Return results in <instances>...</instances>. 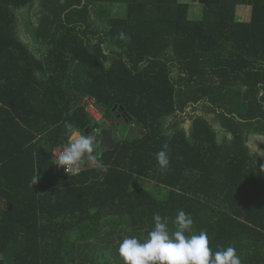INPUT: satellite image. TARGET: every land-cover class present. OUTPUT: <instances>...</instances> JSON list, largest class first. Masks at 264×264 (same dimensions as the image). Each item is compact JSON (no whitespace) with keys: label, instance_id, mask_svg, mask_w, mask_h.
<instances>
[{"label":"trees","instance_id":"obj_1","mask_svg":"<svg viewBox=\"0 0 264 264\" xmlns=\"http://www.w3.org/2000/svg\"><path fill=\"white\" fill-rule=\"evenodd\" d=\"M199 3L201 19L181 0H0V264H124L125 237L146 239L154 213L174 231L180 210L213 252L264 264V155L249 146L264 136V0ZM23 9L30 44L13 34ZM87 98L143 134L58 174L65 122L101 126Z\"/></svg>","mask_w":264,"mask_h":264},{"label":"clouds","instance_id":"obj_2","mask_svg":"<svg viewBox=\"0 0 264 264\" xmlns=\"http://www.w3.org/2000/svg\"><path fill=\"white\" fill-rule=\"evenodd\" d=\"M64 127L70 140L57 159L69 173L79 169L83 158L95 159L91 154L95 152L96 140L77 131L71 123L65 122ZM163 147L164 150L155 154V159L161 171L166 172L170 159L166 151L168 145ZM152 219L154 224L146 239L141 241L136 236H127L119 243L118 254L124 264H242L234 246L213 252L207 231H195L190 213L178 211L172 222L174 231L169 229L168 217L154 213Z\"/></svg>","mask_w":264,"mask_h":264},{"label":"rangeland","instance_id":"obj_3","mask_svg":"<svg viewBox=\"0 0 264 264\" xmlns=\"http://www.w3.org/2000/svg\"><path fill=\"white\" fill-rule=\"evenodd\" d=\"M181 2L188 3L191 5L190 14L192 19H201L203 16V6L199 3V0H181ZM32 12H30L28 9H23L16 13L15 15V26L13 34L16 35L18 38H20L22 41H24L26 44L29 43L32 39L34 40V32L32 27L30 26V17L32 16ZM251 17V8L247 6H239L237 9V19L239 21H249ZM30 44V43H29ZM33 45V44H31ZM29 46L30 49H32V46ZM92 99L87 98L85 100V105H87L90 108V105ZM201 109V108H200ZM198 109L197 113L202 114L203 112ZM96 117L98 119H101V115L99 112H97ZM206 117L209 120H213L215 116L213 114H207ZM100 128L91 134L95 138V140H102L105 139V142L103 146L105 147L107 143H114L116 141H123V140H134L137 138H140L143 134L142 128L137 124H126L118 115L116 112L114 115H112L109 119H104L101 124ZM181 127L185 129L188 135H191L192 133V121L189 119H186L185 123H182ZM102 128V129H101ZM264 141V137H259L257 139L251 138L250 141V148L253 153V155L256 158H259L264 155V151H260L259 148H257V145H260L261 142ZM100 145V143H99ZM97 150H100L98 148V144L96 145ZM94 160V159H92ZM83 164H88V158H83L81 160ZM94 165V168L98 167V164L95 162H92V166ZM150 185V184H149ZM148 185V186H149Z\"/></svg>","mask_w":264,"mask_h":264},{"label":"built area","instance_id":"obj_4","mask_svg":"<svg viewBox=\"0 0 264 264\" xmlns=\"http://www.w3.org/2000/svg\"><path fill=\"white\" fill-rule=\"evenodd\" d=\"M98 110L96 109L95 105L94 104H91L90 105V108L88 107V113L91 115V117L100 122L102 120V117L101 119H98L96 117V114H97ZM100 114V113H99ZM101 115V114H100ZM102 116V115H101ZM64 147H60V148H57L54 152V160H55V172L58 173V174H61V175H64V176H75V175H79L81 174L82 172L86 171L88 168L90 167H94V165L92 166V162L94 160L92 159H89L88 157V164H83V162L80 161V166H79V169L78 170H74V171H71V172H67L64 168V166H61L59 165V160L57 159L58 155L60 154V152L63 150Z\"/></svg>","mask_w":264,"mask_h":264},{"label":"crops","instance_id":"obj_5","mask_svg":"<svg viewBox=\"0 0 264 264\" xmlns=\"http://www.w3.org/2000/svg\"><path fill=\"white\" fill-rule=\"evenodd\" d=\"M90 99H92V98H90ZM86 100V99H85ZM84 103H85V101H84ZM91 103H93V104H95L94 103V100L92 99V101H91ZM86 109H87V112H88V106L86 105ZM103 120H101L100 122H102ZM259 137H264V136H254L253 138H255V139H257V138H259ZM252 138V137H251ZM101 140V139H100ZM99 140V141H100ZM98 140H96V142H97ZM95 142V143H96ZM250 144V143H249ZM105 145V144H104ZM113 145V144H112ZM111 145V143H107V145L105 146V147H109V146H112ZM264 145V141L263 142H261L260 143V145H257V148H260L261 146H263ZM250 146V145H249ZM93 162H95V159H94V161Z\"/></svg>","mask_w":264,"mask_h":264},{"label":"water","instance_id":"obj_6","mask_svg":"<svg viewBox=\"0 0 264 264\" xmlns=\"http://www.w3.org/2000/svg\"><path fill=\"white\" fill-rule=\"evenodd\" d=\"M116 108H117V107H116ZM116 108H115V109H116ZM125 117H128V116L125 115ZM104 142H105V139L103 138L102 140L97 141L96 143H100V146H101L102 148H106V147L103 146ZM114 143H115V142H114ZM93 156H96V152H94V155H93Z\"/></svg>","mask_w":264,"mask_h":264},{"label":"flooded vegetation","instance_id":"obj_7","mask_svg":"<svg viewBox=\"0 0 264 264\" xmlns=\"http://www.w3.org/2000/svg\"><path fill=\"white\" fill-rule=\"evenodd\" d=\"M122 116L124 117V114H120L119 115V117H121V119L124 120Z\"/></svg>","mask_w":264,"mask_h":264}]
</instances>
